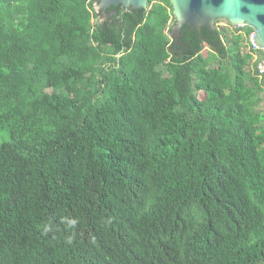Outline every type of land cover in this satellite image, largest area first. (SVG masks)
<instances>
[{
	"label": "trees",
	"instance_id": "16d2710c",
	"mask_svg": "<svg viewBox=\"0 0 264 264\" xmlns=\"http://www.w3.org/2000/svg\"><path fill=\"white\" fill-rule=\"evenodd\" d=\"M98 3L0 0V264H264L253 31Z\"/></svg>",
	"mask_w": 264,
	"mask_h": 264
},
{
	"label": "water",
	"instance_id": "95a60500",
	"mask_svg": "<svg viewBox=\"0 0 264 264\" xmlns=\"http://www.w3.org/2000/svg\"><path fill=\"white\" fill-rule=\"evenodd\" d=\"M174 27L171 39L184 27L199 32L201 28L214 30L216 21H224L231 27L249 28L253 31V43L264 53V0H168ZM149 0H99L95 12L110 7L125 10H147ZM264 71V62L262 63Z\"/></svg>",
	"mask_w": 264,
	"mask_h": 264
},
{
	"label": "built area",
	"instance_id": "2783aa9c",
	"mask_svg": "<svg viewBox=\"0 0 264 264\" xmlns=\"http://www.w3.org/2000/svg\"><path fill=\"white\" fill-rule=\"evenodd\" d=\"M240 28L242 27H237V29H240ZM244 39L246 42L245 52L251 57L249 61V70L252 71V74L257 79L260 85V88L264 91V71L261 66L262 63L264 62V58L260 54L261 50H259L253 43V33H251L248 37H244Z\"/></svg>",
	"mask_w": 264,
	"mask_h": 264
},
{
	"label": "rangeland",
	"instance_id": "374dc122",
	"mask_svg": "<svg viewBox=\"0 0 264 264\" xmlns=\"http://www.w3.org/2000/svg\"><path fill=\"white\" fill-rule=\"evenodd\" d=\"M99 12V11H98ZM97 12V13H98ZM172 21H174V18L172 16ZM93 25H95L96 21L94 20L93 22ZM171 26H174L171 24ZM214 27L217 28L219 31H224L225 34L222 36V42L224 45H230V33L234 30L231 26H229L226 22L224 21H216L214 23ZM172 29V28H171ZM170 29V31H171ZM223 29V30H222ZM170 31L168 33V36L169 38L171 39V36H170ZM245 39L243 38L242 39V42H241V48H240V52L244 53V51L246 50V47H245ZM262 99L263 101L260 103L259 107L257 108L256 112L261 114V115H264V94L262 95Z\"/></svg>",
	"mask_w": 264,
	"mask_h": 264
},
{
	"label": "clouds",
	"instance_id": "9594fccd",
	"mask_svg": "<svg viewBox=\"0 0 264 264\" xmlns=\"http://www.w3.org/2000/svg\"><path fill=\"white\" fill-rule=\"evenodd\" d=\"M234 28H237V27H234ZM253 33V32H252ZM260 50V49H259ZM262 52V51H261ZM263 53V52H262ZM264 54V53H263ZM263 56V55H262ZM263 58H264V56H263ZM249 67V66H248ZM259 84V83H258ZM259 87H260V85H259ZM261 89V88H260ZM263 91V90H262Z\"/></svg>",
	"mask_w": 264,
	"mask_h": 264
},
{
	"label": "flooded vegetation",
	"instance_id": "af4514ba",
	"mask_svg": "<svg viewBox=\"0 0 264 264\" xmlns=\"http://www.w3.org/2000/svg\"><path fill=\"white\" fill-rule=\"evenodd\" d=\"M180 35V34H179ZM179 35H176V37L175 38H179Z\"/></svg>",
	"mask_w": 264,
	"mask_h": 264
}]
</instances>
